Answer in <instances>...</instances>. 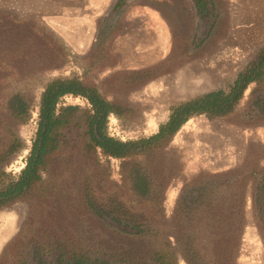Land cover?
<instances>
[{
    "label": "rangeland",
    "instance_id": "374dc122",
    "mask_svg": "<svg viewBox=\"0 0 264 264\" xmlns=\"http://www.w3.org/2000/svg\"><path fill=\"white\" fill-rule=\"evenodd\" d=\"M166 1L137 0L122 8L125 19L145 3L159 8L162 20L140 11L136 16L145 18L148 30L139 32L127 24L125 35L106 46L108 37L100 51L92 50L105 31L97 32L90 49L81 54L56 35L66 47L62 60L52 51H45L43 58L28 51L9 55L6 67L0 54L2 92L22 90L29 103L28 116L19 120L7 114L0 100V190L15 182L25 165L37 128L40 93L52 77L75 74L95 84L107 100L126 109L119 117L108 116L107 133L136 139L155 132L170 105L226 87L264 46V0H215L219 27L199 47L192 37L197 21L193 0ZM58 2L0 0V14L12 12L44 24L39 18L53 12ZM116 14L109 20L118 22ZM139 69H149L143 81H135ZM68 104L88 109L80 97L66 95L59 103ZM262 106L264 82H252L231 114L212 119L194 115L167 145L123 159L91 149L85 116L82 110L76 112L62 130L58 148L46 156L40 179L0 205V264H35L28 251L36 247L45 261L58 251L64 257L91 250L97 255L103 247L112 251L114 260L127 255L134 263L153 264L149 259L163 254L169 264H264ZM14 142L19 143L17 150L6 154ZM210 162L221 168L210 170ZM135 168L153 184L161 182L157 199L146 200L131 190ZM200 183L207 187L200 190ZM189 193L204 197L185 211L181 205ZM112 198L123 203L133 222L147 224L151 231L125 234L99 223L87 202Z\"/></svg>",
    "mask_w": 264,
    "mask_h": 264
},
{
    "label": "trees",
    "instance_id": "16d2710c",
    "mask_svg": "<svg viewBox=\"0 0 264 264\" xmlns=\"http://www.w3.org/2000/svg\"><path fill=\"white\" fill-rule=\"evenodd\" d=\"M0 16H3L4 20L0 21V54L6 58V67L10 65L9 55L15 53L23 56L28 51H33L43 58L45 51H52L57 60H62L66 55V47L42 22L12 12H4ZM111 31L110 29L105 32V37L100 40L98 48L92 51L101 50L104 39ZM60 63H55L54 66ZM148 73L149 69L136 70L135 81L145 80ZM252 82H264V46L226 87L196 94L170 105L166 119L158 124L155 132L136 139L121 140L107 133L106 122L111 114L119 117L125 113L124 106L107 100L95 84L85 82L79 75L52 77L45 83L40 93L37 128L25 165L17 180L0 190V205L14 199L40 179L39 170L43 167L46 156L58 148L62 130L75 117V113L82 110L78 105H59L60 100L66 95L80 97L88 105V109L81 112L85 116L87 124L85 134L91 149L95 151L98 148L106 157L123 159L145 154L167 145L180 127L194 115L203 114L208 119H212L231 114L242 98L244 90ZM0 100L10 117L21 120L28 116L29 103L24 91L13 89L2 92L1 86ZM263 111L264 106L261 109V112ZM18 146L19 143H12L6 154L15 152ZM135 174L137 192L144 195L147 180L143 174L139 172ZM261 197L264 199V183Z\"/></svg>",
    "mask_w": 264,
    "mask_h": 264
},
{
    "label": "flooded vegetation",
    "instance_id": "af4514ba",
    "mask_svg": "<svg viewBox=\"0 0 264 264\" xmlns=\"http://www.w3.org/2000/svg\"><path fill=\"white\" fill-rule=\"evenodd\" d=\"M192 2L193 8H195V17L197 18L195 24V32L192 37L193 41L195 40V46L199 47L203 45L209 38L213 37L217 32V29L219 27L220 12L218 4L215 0H193ZM112 23L114 25L116 21L113 20ZM136 172L143 174L147 180L146 194L143 195L144 197H146V200H152L153 198L157 199V196L163 189L161 182L159 184H153L150 177L147 174L145 175V172L139 170L138 168L134 169V174L132 177L133 180L131 181V190L137 192L135 184ZM204 185L207 184L200 183L199 189L201 190ZM202 192L206 193V191ZM203 197L204 194H199L197 196H194L192 193L187 194L184 197L186 198V200H184L185 202L181 205L182 209H184L185 211H189L192 207L199 204L203 200ZM87 205L90 206L88 210L92 212L91 214L99 223L110 226L114 229H118L122 233L138 235L145 232V230H147L146 228H148V232L151 231V226H147V224L145 226L144 223L140 224L133 222L131 217L127 216L129 210L125 208L123 203L118 202L114 198L109 200L107 199L105 203L101 204L98 203L93 205L90 202H87ZM157 210L159 211L160 207ZM102 248L98 249L100 254L97 255L96 253L94 255L91 250V254L82 253L80 251L79 253H72L69 257H64V254L61 251L60 253L58 251L56 257L50 261H45L42 255H40L39 249L37 247L28 252L30 253V259L35 262V264H146L145 260L143 262L139 260L137 261V263H134L132 261L134 259L127 255L118 257L114 260V257L112 256L115 255H113L112 251L110 249L103 251ZM150 260L153 264H169L165 255L163 254H160L152 259L150 258L149 261Z\"/></svg>",
    "mask_w": 264,
    "mask_h": 264
},
{
    "label": "crops",
    "instance_id": "0c3cea01",
    "mask_svg": "<svg viewBox=\"0 0 264 264\" xmlns=\"http://www.w3.org/2000/svg\"><path fill=\"white\" fill-rule=\"evenodd\" d=\"M114 0H59L58 7L49 12L47 16L40 17L39 19L44 22L69 48L71 51H77L82 53L88 51L91 47L93 37L97 32L109 31L112 29L110 35L105 38L104 41L107 46L108 42L115 41L117 38L123 37L127 32L130 23H133L137 31L148 30V22L144 17L136 16L138 12H142L145 15H152L158 22L162 20V12L160 9H153L154 6H148L145 3H140L135 9V13L129 18H122L123 9L117 12L119 21L113 25V21L106 17L109 8ZM137 0H133L130 3L134 4ZM139 1V0H138ZM156 3L167 2L166 0H153ZM129 4V3H128ZM128 4L126 6H128ZM153 7V8H152ZM35 15V14H34ZM120 16V17H119ZM111 24V25H110ZM159 27L155 26V33L159 32ZM126 37H128L126 35ZM129 48L130 44L128 45ZM209 168V167H207ZM221 166L217 163L210 162V170L220 169Z\"/></svg>",
    "mask_w": 264,
    "mask_h": 264
},
{
    "label": "water",
    "instance_id": "95a60500",
    "mask_svg": "<svg viewBox=\"0 0 264 264\" xmlns=\"http://www.w3.org/2000/svg\"><path fill=\"white\" fill-rule=\"evenodd\" d=\"M133 0H114L111 7L109 8L108 13H106V17L109 19L114 16L119 10L125 7L128 3Z\"/></svg>",
    "mask_w": 264,
    "mask_h": 264
}]
</instances>
